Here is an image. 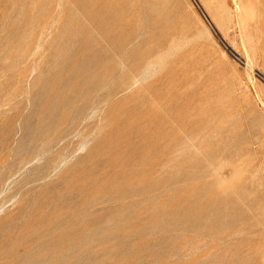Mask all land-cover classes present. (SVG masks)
<instances>
[{"label":"rangeland","instance_id":"1","mask_svg":"<svg viewBox=\"0 0 264 264\" xmlns=\"http://www.w3.org/2000/svg\"><path fill=\"white\" fill-rule=\"evenodd\" d=\"M0 264H264V0H0Z\"/></svg>","mask_w":264,"mask_h":264}]
</instances>
